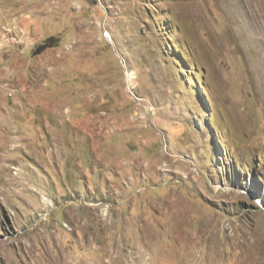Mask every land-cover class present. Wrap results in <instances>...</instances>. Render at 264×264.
Instances as JSON below:
<instances>
[{
    "label": "rangeland",
    "instance_id": "obj_1",
    "mask_svg": "<svg viewBox=\"0 0 264 264\" xmlns=\"http://www.w3.org/2000/svg\"><path fill=\"white\" fill-rule=\"evenodd\" d=\"M46 5L41 53L0 24L34 64L0 88V264H264V0Z\"/></svg>",
    "mask_w": 264,
    "mask_h": 264
},
{
    "label": "crops",
    "instance_id": "obj_2",
    "mask_svg": "<svg viewBox=\"0 0 264 264\" xmlns=\"http://www.w3.org/2000/svg\"><path fill=\"white\" fill-rule=\"evenodd\" d=\"M47 3H49V0H0V24L7 21H17L18 15L21 17L20 21L28 27L30 34H33L34 43H38L51 36H56L57 31L55 29H60L58 28L59 24H57L58 18H55L52 24V19L45 15L48 9ZM59 6L62 10H67L69 4L61 2ZM24 11H32L38 18L29 19L22 16V12ZM41 14L44 16H41ZM32 43L31 39L26 43L12 45L6 52L0 51V88L2 87L3 90H5L6 87L10 88L13 86L14 89L18 90L26 80L28 74L30 75V71L34 70L33 60L31 59V55L28 54L33 48ZM33 78L34 77L27 79L28 86H26V89L29 90L30 95L34 91L32 87H30V84H33ZM3 85H6L5 88ZM41 103L47 108L50 105L49 100H44ZM9 104L10 103L7 102L5 106H9ZM66 123L69 124V122L65 121L63 127H65ZM74 124H76V122ZM74 124L72 123V125ZM68 127L71 128L70 126Z\"/></svg>",
    "mask_w": 264,
    "mask_h": 264
},
{
    "label": "trees",
    "instance_id": "obj_3",
    "mask_svg": "<svg viewBox=\"0 0 264 264\" xmlns=\"http://www.w3.org/2000/svg\"><path fill=\"white\" fill-rule=\"evenodd\" d=\"M59 37L58 36H51L48 37L47 39H45L43 42L38 43L35 47H34V52L35 53H41L43 51H45L47 48L56 46L59 42Z\"/></svg>",
    "mask_w": 264,
    "mask_h": 264
},
{
    "label": "bare ground",
    "instance_id": "obj_4",
    "mask_svg": "<svg viewBox=\"0 0 264 264\" xmlns=\"http://www.w3.org/2000/svg\"><path fill=\"white\" fill-rule=\"evenodd\" d=\"M241 16V15H240ZM246 16H248V15H246ZM251 17V16H250ZM247 22V21H246ZM250 22V21H249ZM250 24V23H249ZM249 24H247V25H249ZM250 26V25H249ZM254 33V32H253Z\"/></svg>",
    "mask_w": 264,
    "mask_h": 264
}]
</instances>
